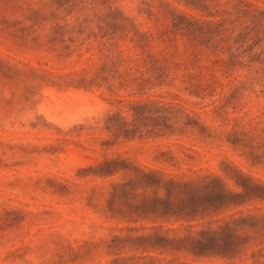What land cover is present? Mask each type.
I'll return each mask as SVG.
<instances>
[{
    "label": "rangeland",
    "instance_id": "obj_1",
    "mask_svg": "<svg viewBox=\"0 0 264 264\" xmlns=\"http://www.w3.org/2000/svg\"><path fill=\"white\" fill-rule=\"evenodd\" d=\"M127 164L242 195L153 220ZM0 264H264V0H0Z\"/></svg>",
    "mask_w": 264,
    "mask_h": 264
},
{
    "label": "trees",
    "instance_id": "obj_2",
    "mask_svg": "<svg viewBox=\"0 0 264 264\" xmlns=\"http://www.w3.org/2000/svg\"><path fill=\"white\" fill-rule=\"evenodd\" d=\"M124 164V161L119 159L105 160L99 168L103 170L102 175L111 176L120 171L118 164ZM126 173H130L131 179L128 184L137 185L139 188L151 187L154 190H162L163 197L155 195L147 200H142L137 205V211L146 213L153 220L165 221H191L198 216L202 217L203 212H200V207L206 203L207 209H218L219 207H230L234 197L241 196L242 193H233L225 190L222 186H212L205 184L202 187L193 185L189 182L178 181L173 177L165 178L164 174L154 170H144L132 164L124 166ZM215 180V179H214ZM251 191L257 190L260 187L252 183L249 177L243 179ZM218 181H215V183ZM126 184H117L114 188L121 191L122 195H127ZM206 191V193H205ZM247 194L244 190L243 194ZM206 196V200H204ZM228 232L231 228L225 227ZM230 238V234L227 237ZM222 237L215 232L199 231L195 237H186L184 242L187 245V250H219Z\"/></svg>",
    "mask_w": 264,
    "mask_h": 264
}]
</instances>
